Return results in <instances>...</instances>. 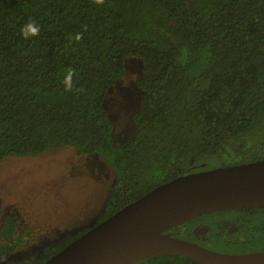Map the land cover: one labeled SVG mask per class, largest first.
I'll list each match as a JSON object with an SVG mask.
<instances>
[{"label":"trees","instance_id":"1","mask_svg":"<svg viewBox=\"0 0 264 264\" xmlns=\"http://www.w3.org/2000/svg\"><path fill=\"white\" fill-rule=\"evenodd\" d=\"M29 22L40 32L25 40ZM130 56L143 61L141 106L134 134L113 144L104 99ZM68 145L114 168L107 216L175 177L183 159L221 148L263 158L264 0H0V161ZM4 224L11 236L13 220ZM18 241L0 242V256Z\"/></svg>","mask_w":264,"mask_h":264},{"label":"rangeland","instance_id":"2","mask_svg":"<svg viewBox=\"0 0 264 264\" xmlns=\"http://www.w3.org/2000/svg\"><path fill=\"white\" fill-rule=\"evenodd\" d=\"M142 65L141 58L127 57L124 75L106 93L104 107L112 122L113 144L127 140L135 132L134 114L142 100L136 81ZM111 176L112 169L105 158L95 153L77 155L69 145L1 160L0 227L4 217H10L16 221L19 234L37 233L9 255L0 256V264H40L59 246L54 245L58 241H47L49 238L52 242L71 241L82 231L78 232L80 226L89 228L99 221L100 213L108 208ZM56 232L61 235L53 238ZM11 236L0 242L9 244ZM47 242L46 246L53 245L52 250L50 247L47 252V248L46 254L35 260Z\"/></svg>","mask_w":264,"mask_h":264},{"label":"water","instance_id":"3","mask_svg":"<svg viewBox=\"0 0 264 264\" xmlns=\"http://www.w3.org/2000/svg\"><path fill=\"white\" fill-rule=\"evenodd\" d=\"M264 206V158L178 175L93 224L41 264H133L187 256L202 264H264V250L228 254L167 232L193 216Z\"/></svg>","mask_w":264,"mask_h":264},{"label":"flooded vegetation","instance_id":"4","mask_svg":"<svg viewBox=\"0 0 264 264\" xmlns=\"http://www.w3.org/2000/svg\"><path fill=\"white\" fill-rule=\"evenodd\" d=\"M209 153L210 154L206 155L207 158L202 157L198 159H193V158L183 159L182 162H180L178 165L175 166L174 173L176 174V176H178V175H183L191 172H197V171L220 167V166H227V165L241 164V163L255 161V160H246L249 157L248 158L240 157L237 152H228L226 150H223V148L211 151ZM76 154L78 155L77 152ZM257 159H262V158H257ZM110 167L112 169V176H111L112 178L109 186L110 188L109 192L111 196L112 188L115 182V170L111 165ZM110 196H109V203H110ZM99 216H100L99 221L107 217L106 211L101 212ZM5 219L6 218L4 217V222ZM99 221L95 222V224L98 223ZM13 222L15 227V232L13 233L14 234L13 237H15V239L17 238L19 241L17 242V244L14 246V249L10 253H12L20 243L28 242L29 241L28 239L32 240L34 234L37 233V231H25L19 234L17 232V225H16L17 223L15 220H13ZM91 225L93 224L91 223ZM91 225H89V227ZM1 227H0V239L8 237L2 234ZM86 229H88V226L87 228L86 225L80 226L78 228V232L81 230L82 231L79 233V235L83 233ZM167 232L176 235L178 237L188 239L210 250H214L222 253L246 254V253L263 251L264 250V206L237 207V208L223 209V210L212 211V212L196 215L193 216L192 218L185 220L183 223L170 228ZM43 234L45 236V233ZM53 235H54L53 238H56L57 236L55 235L60 236L61 233L56 232L53 233ZM37 237L39 238V233ZM63 240L64 239L55 240L54 242H52L50 238L47 240L49 242L51 241V244H54L58 241L59 243L54 245H59V246L55 250H53L49 255H47L45 259H47L50 255L58 251L68 242H70L69 240L65 243H62ZM47 244L48 242L45 244L43 249L38 248L40 252L35 256V260L40 259L42 255H45L46 253L44 252L47 248H48L47 252L50 249V247L52 250L53 245L46 246ZM43 261H41V263Z\"/></svg>","mask_w":264,"mask_h":264},{"label":"clouds","instance_id":"5","mask_svg":"<svg viewBox=\"0 0 264 264\" xmlns=\"http://www.w3.org/2000/svg\"><path fill=\"white\" fill-rule=\"evenodd\" d=\"M93 2L95 4L102 5L104 3V0H93ZM39 32H40V28L34 22H29L21 28V35L23 36V38L25 40H28V39L35 37V36H38ZM81 39H82V35L78 34L75 36L76 41H79ZM73 75H74V72L72 70H69L66 77H65L64 84H65V89L67 91L72 90V77H73ZM80 91H83V90L81 89Z\"/></svg>","mask_w":264,"mask_h":264}]
</instances>
